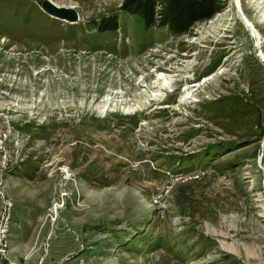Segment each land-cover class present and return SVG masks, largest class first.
Here are the masks:
<instances>
[{"label": "rangeland", "instance_id": "obj_1", "mask_svg": "<svg viewBox=\"0 0 264 264\" xmlns=\"http://www.w3.org/2000/svg\"><path fill=\"white\" fill-rule=\"evenodd\" d=\"M52 1L0 0V264H264V0Z\"/></svg>", "mask_w": 264, "mask_h": 264}, {"label": "trees", "instance_id": "obj_2", "mask_svg": "<svg viewBox=\"0 0 264 264\" xmlns=\"http://www.w3.org/2000/svg\"><path fill=\"white\" fill-rule=\"evenodd\" d=\"M228 0H124L121 9L138 14L145 26L164 27L172 34H185L197 23L221 12ZM120 28L117 15L104 17L98 23L101 32Z\"/></svg>", "mask_w": 264, "mask_h": 264}, {"label": "water", "instance_id": "obj_3", "mask_svg": "<svg viewBox=\"0 0 264 264\" xmlns=\"http://www.w3.org/2000/svg\"><path fill=\"white\" fill-rule=\"evenodd\" d=\"M40 3L48 14L57 19L66 20L70 23H77L79 20L78 12L72 7L60 6L52 0H40Z\"/></svg>", "mask_w": 264, "mask_h": 264}, {"label": "bare ground", "instance_id": "obj_4", "mask_svg": "<svg viewBox=\"0 0 264 264\" xmlns=\"http://www.w3.org/2000/svg\"><path fill=\"white\" fill-rule=\"evenodd\" d=\"M237 3H238V6H239V10L241 11V16L243 17L246 25L250 28V31H251V35L255 38V39H258V44L260 43V38H261V34L256 30L257 27L255 26V24L250 20L248 19V17L245 15V12L243 11V8L241 6V0H236ZM257 41V40H256ZM261 52H262V58L264 60V53H263V50L261 49ZM210 78V77H209ZM209 78H206V80H208ZM82 211V209L78 208L76 211ZM78 211V212H79Z\"/></svg>", "mask_w": 264, "mask_h": 264}]
</instances>
